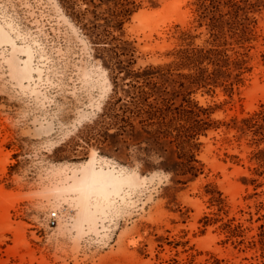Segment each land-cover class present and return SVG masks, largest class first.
Instances as JSON below:
<instances>
[{"label":"rangeland","instance_id":"374dc122","mask_svg":"<svg viewBox=\"0 0 264 264\" xmlns=\"http://www.w3.org/2000/svg\"><path fill=\"white\" fill-rule=\"evenodd\" d=\"M134 1L108 43L120 67L134 51L120 72L61 0H0V264H264V7L230 46L245 60L237 81L192 84L188 68L152 79L209 112L194 177L163 169L189 162L175 144L89 135L130 72L207 45L203 0Z\"/></svg>","mask_w":264,"mask_h":264},{"label":"trees","instance_id":"16d2710c","mask_svg":"<svg viewBox=\"0 0 264 264\" xmlns=\"http://www.w3.org/2000/svg\"><path fill=\"white\" fill-rule=\"evenodd\" d=\"M206 1L201 2L199 22L200 26H207L210 34L206 40L207 45L192 50H179L177 60L163 66H147L143 69L140 67L138 71L130 72L129 79H126L121 88L122 94L118 91L116 81L117 89L113 101L109 102L100 119L91 126L89 135L101 134L105 129L110 130L114 127L116 132L112 136L117 139L116 142H128V140L137 144L147 142L161 149L165 145L175 144L178 148L176 151L178 157H189V162L177 164V167L166 166L163 169L180 175L191 173L194 177L198 176L199 167L194 164L197 160L193 149L201 145L197 142L200 135H205L212 127L209 112L191 98V91L179 104H176L179 92L174 91L172 96L168 97L163 84L160 85L158 81L153 82L152 79L188 68L192 70L191 73L178 74V76L189 79L192 84L207 86L211 81L216 83L222 78L226 81L231 78L237 81L242 74L245 60L230 46L237 41L242 42L250 24V14L264 7V0H208L209 3ZM61 2L69 11L70 17L80 24L96 45L103 47L100 49L106 63L119 68L120 72L135 63L134 51H132L128 64L120 67L124 62L120 58L124 54V49L121 52L118 43L111 47L108 43L118 39L114 31L122 30L126 21L138 10L139 4L136 1L101 0L100 3H96L94 0H89L87 4H92L93 8L87 6L83 11L75 9L74 0H61ZM105 4L109 6L104 8ZM100 7H103V11H99ZM89 13L92 14L91 18L88 17ZM184 36L185 39L195 37L190 32L185 33ZM163 81L168 82L169 79ZM172 82L176 84L179 81L172 79ZM180 85L184 86V83ZM86 137L84 135L81 138ZM131 145L129 143V146ZM259 155L264 160V149L260 150Z\"/></svg>","mask_w":264,"mask_h":264},{"label":"built area","instance_id":"2783aa9c","mask_svg":"<svg viewBox=\"0 0 264 264\" xmlns=\"http://www.w3.org/2000/svg\"><path fill=\"white\" fill-rule=\"evenodd\" d=\"M58 218H59L58 213H57V212H53V213H52V216H51V219H50V223H51V225H55V224H57V222H58Z\"/></svg>","mask_w":264,"mask_h":264}]
</instances>
